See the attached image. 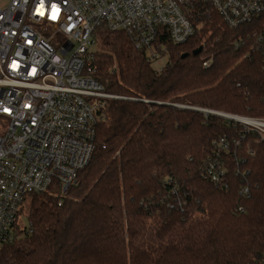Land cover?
Returning a JSON list of instances; mask_svg holds the SVG:
<instances>
[{"label": "trees", "instance_id": "obj_1", "mask_svg": "<svg viewBox=\"0 0 264 264\" xmlns=\"http://www.w3.org/2000/svg\"><path fill=\"white\" fill-rule=\"evenodd\" d=\"M191 2L195 32L183 44L165 43L159 71L125 33L94 31L93 76L120 98L106 100L107 121L97 124L77 184L64 197L54 190L28 196L27 227L17 226L20 210L0 264H254L264 257V143L239 123L177 106L264 118V72L250 49L264 14L231 28L205 0ZM220 138L238 144L222 155L227 171L218 188L201 166Z\"/></svg>", "mask_w": 264, "mask_h": 264}, {"label": "built area", "instance_id": "obj_2", "mask_svg": "<svg viewBox=\"0 0 264 264\" xmlns=\"http://www.w3.org/2000/svg\"><path fill=\"white\" fill-rule=\"evenodd\" d=\"M205 1L231 28L264 14V0ZM192 10L191 0H9L0 7V247L12 240L26 196L54 190L64 197L77 184L94 151L97 124L107 121L101 110L107 99L120 98L93 76L94 31L123 32L153 60L166 55V42L180 45L194 34ZM250 49L264 72V25ZM232 116L238 118H223L264 143V118ZM231 144L238 141L216 140L201 166L215 187L224 185L222 155ZM254 264H264V257Z\"/></svg>", "mask_w": 264, "mask_h": 264}, {"label": "rangeland", "instance_id": "obj_3", "mask_svg": "<svg viewBox=\"0 0 264 264\" xmlns=\"http://www.w3.org/2000/svg\"><path fill=\"white\" fill-rule=\"evenodd\" d=\"M9 0H0V7H3L8 3ZM94 50H97L96 54L99 53V48H97L96 43L94 42ZM167 63V56L166 55H161L157 59H153L150 61V65L153 70L159 71L161 70ZM29 203L30 199L28 196H26L22 202V205L20 206V210L22 212L21 216L17 220V226L19 228L23 229L27 227V213H28V208H29Z\"/></svg>", "mask_w": 264, "mask_h": 264}, {"label": "water", "instance_id": "obj_4", "mask_svg": "<svg viewBox=\"0 0 264 264\" xmlns=\"http://www.w3.org/2000/svg\"><path fill=\"white\" fill-rule=\"evenodd\" d=\"M201 49L199 48L197 51L194 52V54L196 55L198 52H200ZM178 107H182V108H188V109H193V110H197V111H205V110H202V109H198V108H191V107H187V106H181V105H177ZM212 114H217L219 116H222V117H225V118H238V117H235V116H232L230 114H224V113H218V112H214V111H211Z\"/></svg>", "mask_w": 264, "mask_h": 264}]
</instances>
